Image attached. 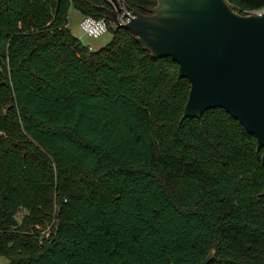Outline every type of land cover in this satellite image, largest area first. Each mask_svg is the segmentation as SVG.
<instances>
[{"label": "trees", "instance_id": "trees-1", "mask_svg": "<svg viewBox=\"0 0 264 264\" xmlns=\"http://www.w3.org/2000/svg\"><path fill=\"white\" fill-rule=\"evenodd\" d=\"M71 5L106 17L102 0H0V256L199 264L214 249L209 264H264V149L223 109L181 121L190 83L178 64L111 26L93 52L67 28Z\"/></svg>", "mask_w": 264, "mask_h": 264}, {"label": "water", "instance_id": "water-1", "mask_svg": "<svg viewBox=\"0 0 264 264\" xmlns=\"http://www.w3.org/2000/svg\"><path fill=\"white\" fill-rule=\"evenodd\" d=\"M122 3L98 6L111 29L130 31L154 59L170 57L190 83L181 121L223 109L264 149V9L243 15L227 0H155L147 14H128ZM260 160L264 166V152ZM214 257L212 249L199 264Z\"/></svg>", "mask_w": 264, "mask_h": 264}, {"label": "rangeland", "instance_id": "rangeland-1", "mask_svg": "<svg viewBox=\"0 0 264 264\" xmlns=\"http://www.w3.org/2000/svg\"><path fill=\"white\" fill-rule=\"evenodd\" d=\"M81 14L71 5L68 8V15H67V28L71 32V34L76 37L83 46H90L92 51H98L102 47L106 46L108 43L111 42L112 40V33L110 31L106 32L105 34L101 35L98 38H92L88 37L83 34L79 27V22H80ZM24 214L23 212H19L17 214V221L21 222L22 215ZM35 226V227H34ZM33 228L38 232H46L47 230L51 231V225L47 226H41V225H34ZM8 260L5 257L0 256V264H7Z\"/></svg>", "mask_w": 264, "mask_h": 264}, {"label": "built area", "instance_id": "built-area-1", "mask_svg": "<svg viewBox=\"0 0 264 264\" xmlns=\"http://www.w3.org/2000/svg\"><path fill=\"white\" fill-rule=\"evenodd\" d=\"M104 2L109 0H102ZM118 1V0H117ZM123 10L130 14V11L126 10L124 7V4L122 3ZM118 20L121 23H124L127 19L123 17V13L118 15ZM111 26L110 21L107 19V17H94V16H83L82 19L79 22V27L84 35L92 38H98L101 35L108 32L109 27ZM90 49V48H89ZM91 50V49H90ZM17 220V216H15ZM35 227V226H34ZM40 236H43L44 238H49L50 236V230L46 232L39 233Z\"/></svg>", "mask_w": 264, "mask_h": 264}, {"label": "crops", "instance_id": "crops-1", "mask_svg": "<svg viewBox=\"0 0 264 264\" xmlns=\"http://www.w3.org/2000/svg\"><path fill=\"white\" fill-rule=\"evenodd\" d=\"M83 16L81 15V18H82ZM81 20V19H80ZM87 47H89L90 49H91V47L90 46H87ZM92 50V49H91Z\"/></svg>", "mask_w": 264, "mask_h": 264}]
</instances>
